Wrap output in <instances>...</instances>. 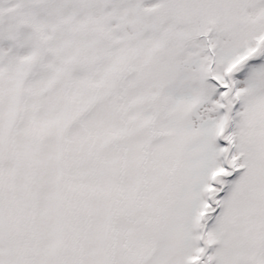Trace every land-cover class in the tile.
<instances>
[{
	"label": "snow or ice",
	"instance_id": "obj_1",
	"mask_svg": "<svg viewBox=\"0 0 264 264\" xmlns=\"http://www.w3.org/2000/svg\"><path fill=\"white\" fill-rule=\"evenodd\" d=\"M0 264H264V0H0Z\"/></svg>",
	"mask_w": 264,
	"mask_h": 264
}]
</instances>
